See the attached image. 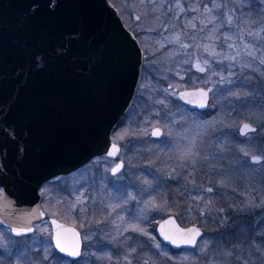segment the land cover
I'll return each instance as SVG.
<instances>
[{"label":"water","instance_id":"obj_1","mask_svg":"<svg viewBox=\"0 0 264 264\" xmlns=\"http://www.w3.org/2000/svg\"><path fill=\"white\" fill-rule=\"evenodd\" d=\"M142 60L136 35L110 0H0V225L12 236L32 234L34 224L45 218L40 206L45 181L95 156H118L120 146L111 134L131 106ZM203 92L207 104L200 107ZM176 95L201 111L210 99L203 86ZM245 123L256 129L244 121L240 135ZM162 133L159 126L150 130L155 139ZM253 156L259 155L250 156L251 162ZM118 165L123 162L118 160L111 174ZM49 221L53 248L77 258L68 253L81 251L79 231L53 217ZM189 229L200 232L195 244L183 243L195 235ZM155 233L179 249L194 248L203 230L183 226L169 214L157 222ZM58 241L67 251L57 247Z\"/></svg>","mask_w":264,"mask_h":264},{"label":"rangeland","instance_id":"obj_2","mask_svg":"<svg viewBox=\"0 0 264 264\" xmlns=\"http://www.w3.org/2000/svg\"><path fill=\"white\" fill-rule=\"evenodd\" d=\"M130 1L120 0V2L126 4L127 8H129L126 9L123 5L130 19V24L135 29H139V31L145 28L143 37L144 46L147 49V53L145 54L147 56L145 60L147 76L141 82L140 76V85L138 83L137 89L139 87L148 88L151 86L150 82L153 75L162 70V65L165 64L164 59L167 63V55H169L168 58H171L174 56V53H167L166 56L159 54L155 49L160 48L163 43H158L157 40L156 47H153L155 46L153 43L155 38L153 40L150 39L151 42H147L145 34H151L154 26H150L147 23L148 17L145 16L146 9L171 3V6L175 5L178 8V12H186L189 10L187 7L190 8V6L185 8L183 4L185 0ZM197 1L193 2L194 9L198 8ZM217 2L222 5V9L218 13L213 9L211 13L203 12L204 17H201L199 12L193 14L195 19L198 20L196 22L202 27H205L206 24L208 25L203 31L205 41L199 43L197 41L201 40L198 39L193 43L195 56L190 61L189 66L198 74L204 73L201 78L196 79L194 77V80L204 83L206 86L203 87L208 90L211 89L209 91L211 101H209V105L206 108L208 109V114L197 115L194 112L187 113L184 107L182 108L177 105L176 113L172 114L170 119L167 120V117L159 118L156 116L154 118L155 121L145 124L148 128L144 131H147L148 136H151L150 130L154 126L161 127L163 133L160 138L154 141L136 140L139 146L137 144L132 145L134 141L129 139L130 134L123 131L124 128L118 130L116 133L117 138L115 135L112 136L113 141L116 143L124 142L127 148L121 147V151L115 159L104 156L94 157L85 165L70 172L67 186L73 190L71 191V195L77 199L73 201L72 205L69 202L64 203V208H62V212L60 213L57 212V206H53L49 198L50 185H47L45 189L44 187L41 188V207L43 204L42 209L46 212L47 216L74 226L80 233L82 244L87 246L96 239L105 240L119 234L121 231L120 220L123 216L120 217L119 215L118 218L111 208L114 205V196L119 194H122L121 196L124 200L130 199L146 204L149 211L156 216L152 218L155 220L154 224H157L162 219L161 217L173 214L169 212L173 206L169 204L163 192H158V185L164 183L166 176L174 177L176 174L179 175L182 172H187L185 181L188 179L189 184L187 186L188 193H186L190 199L195 201L194 207L201 218L209 215V211L216 212L222 216L225 215L224 209L213 206V203L209 201V195L212 196L211 193L213 192L221 191L231 196L235 194L236 199L234 204L228 206L233 208V210L237 209V213L255 214L256 210L260 211L264 209V206H259L264 202V186L260 177L258 180L256 175L264 174V163L257 164L251 162L249 159L252 155H259L256 152H259V150L254 149L255 146H248L247 144L249 149L244 146L241 152L234 159L230 160V164L227 165L223 161L222 163L212 162L218 155V149L214 148L204 153H198L193 145V139H196L197 143H204L205 133L208 135L209 130L214 126L217 129H221L219 131H224V129L234 130L239 134L238 128L244 121L257 126L259 130L256 135L264 137V104L259 112V108L254 101L258 100L256 99L257 97L264 99V64L259 63V58L264 57V47L255 49L257 59L253 60L252 57L248 56L246 54L248 49L245 48V45H254L256 43L247 34L252 28L247 29L244 25V23H249V21L243 19L240 12L238 13L234 7L227 6L225 0ZM234 3L236 4L237 1H234ZM207 6L212 8L213 4ZM190 10L192 11V9ZM228 16L233 18L231 26L226 22ZM156 17L158 18L159 16L157 15ZM213 17L219 18L213 23H209V20ZM196 22H193V24ZM179 40L183 41L180 38ZM259 43L264 45V40L259 41ZM229 44L233 45V47H228ZM232 57H235V59H232ZM199 67L205 70L199 71ZM176 72L179 74L178 66L176 67ZM253 73L258 77V81L253 86L255 90H244L241 94L238 93L237 89L235 91H233L234 89L232 90L231 86L234 83L237 81L239 83L247 77L251 78ZM180 89L182 88L172 89L170 87L169 92L176 94V91ZM139 92L141 93L143 90L140 88ZM184 118L189 120L186 121L187 124L189 122L192 123V131H188L187 127L175 128L176 119ZM251 133L248 132L247 135H241V137L246 136L248 138L252 136ZM212 137L216 139L215 136ZM214 144L216 145V140ZM217 145V148L220 147L218 143ZM189 149H191V153H189ZM219 152L221 151L219 150ZM245 153H248V155H245ZM118 160L123 162V166L116 175H113L110 173V169ZM195 166H197L199 175L202 178L201 183H198L194 177H191L195 173ZM212 175H216L215 181L211 180ZM227 182H230V184ZM107 184L108 187L106 186ZM208 188H211L212 191L208 192ZM156 192L158 193L155 194ZM61 216L65 218L69 217L68 219L72 221L66 220ZM181 224L184 226L197 225L193 222H182ZM261 230L255 229L254 231L259 235L262 232ZM47 231L48 233L51 232L50 236H52L51 226L48 224V220L44 219L36 224L34 232L29 234L33 237L32 242L45 236ZM9 241L6 232L0 230V246L6 247L5 245H8ZM205 241L202 238L198 240L195 245V247L199 245L197 253H205ZM252 243L254 247L253 251L256 252V248L260 247L261 243L260 245L255 241H252ZM248 254L247 258L258 261L257 256L259 254L254 255L251 250L248 251ZM247 258H243L242 263L245 264ZM263 259L264 257L260 258L261 261ZM83 262L85 261L83 260ZM85 264H89V262L86 261Z\"/></svg>","mask_w":264,"mask_h":264},{"label":"trees","instance_id":"obj_3","mask_svg":"<svg viewBox=\"0 0 264 264\" xmlns=\"http://www.w3.org/2000/svg\"><path fill=\"white\" fill-rule=\"evenodd\" d=\"M217 1L220 0H215L216 3H218ZM225 1L227 6L234 7L238 13L240 12L243 19L249 21V23H244L245 28H254L252 21L257 20L258 22L257 14L260 9L264 8V5L259 0ZM234 1H237V3L235 4ZM111 2L118 8L125 24L135 33L143 49L144 65L142 67L141 82L147 76L145 69V60L147 59L145 54L147 53V49L144 46L143 37L145 28L139 31V29H135L130 24V19L126 14V9L129 8H127L126 4L120 2V0H111ZM193 2L195 0H185L183 2L185 8L190 6V8L187 7L189 10L186 12H178V8L175 5L171 6V3L146 9L145 16L148 17L147 23L150 26H154L151 34H145L147 42L149 43L151 42L150 39L153 40L155 38L153 41L155 46L153 47H156L157 40L158 43H163L160 48L155 49L159 54L166 56L167 53L172 52L174 56L168 58L169 55H167V63L164 59L165 64L162 65V70L153 75L150 87H139L137 89L125 118L113 133V136L115 135L116 138L117 131L124 128L123 131L129 132L130 134L129 139L134 141L132 145L137 144L136 140L138 141V139L154 141L155 139L148 136L147 131H144L148 128L145 124L155 121L154 118L156 116L159 118L167 117V120L170 119L172 114L176 113L177 105L182 108L184 107L187 113L194 112L197 115L208 114V109L203 111L191 109L184 105L176 94L169 92L170 87L173 89L196 85L206 86L204 83L194 80V77L196 79L201 78L204 73L198 74L189 67L190 61L195 56L193 43L198 39L201 40L197 41L199 43L205 41L203 31L208 27L207 24L205 27H202L196 22L198 20L195 19L193 14L199 12L201 17H204V6L213 4V0H198L196 2L198 4L197 11L190 10L194 9ZM221 9L222 7L215 9V12L218 13ZM157 15L159 16L158 18L156 17ZM193 22L196 23L193 24ZM177 37L183 39V41L177 39ZM177 66L179 68V74L176 72ZM257 78L253 73L251 78L247 77L239 83L238 81L234 83L231 86L232 90L234 89L233 91H235L237 89L240 94L244 90L253 91L255 90L253 86L258 81ZM140 88L143 90L141 93L139 92ZM256 99L258 100L254 101L260 112L264 104V99L261 97H257ZM187 120V118L176 119L175 128L187 127L188 131H190L192 123L189 122L187 124ZM255 127L256 130L251 133L252 136L247 138L246 136L241 137L234 130L224 129V131H219L221 129H217L214 126L212 129H208V135L205 133L204 139L206 144L205 142L197 143V140L193 139L195 141L194 148L198 153H204L209 149H218V155L212 162L222 163L223 161L228 165L230 164V160L234 159L244 146L249 149L247 147L248 144V146H255L254 149L259 150V152H256L262 157L260 163H264V137L256 135L259 128L257 126ZM212 136H215L216 139ZM215 140L216 145L214 144ZM217 143L220 146L218 148ZM119 144L121 147L127 148L124 142H120ZM186 173L182 172L179 175L176 174L174 177L166 176L164 183L158 185V192L164 193L169 204L173 206L169 212L175 214L179 221L196 223L203 230L201 238L206 240V250L203 254L197 253L199 245L194 249H173L160 241L154 230L155 220L152 219L156 216L149 211L147 205L130 199L124 200L121 196L122 194H119L114 196V205L111 207L118 218L119 215L120 217L123 216L120 220L121 231L118 235L105 240L96 239L87 246L81 244L80 257L69 258L53 248L50 231V233L47 231L45 236L32 242L33 237L31 235L14 237L9 233L8 229L0 225V230L6 232L7 239L10 240L7 243L8 245H5L6 247L0 246V264H85L86 261L89 264H244L242 263V259L248 257L249 250L254 255H258V253L253 251L252 241H255L259 245L260 243L264 245V223H262L264 222V209L260 211L256 210L255 214L237 213V209L233 210V208L228 206L234 204L236 195L232 194L231 196L220 191L211 193L212 196L209 195V201L213 203V206L224 209L225 215L222 216L216 212L209 211V215L201 218L194 207L195 201L187 196L189 181L188 179L185 181ZM68 175H58L46 181L42 186L45 189L47 185H50L49 198L53 206H57L58 213L62 212L64 203L69 202L72 205L73 201L77 199L71 195V191L73 190L67 186V180L70 176ZM256 175L258 180L260 177L264 186V174ZM191 177H194L195 181L197 180L198 183H201L202 178L199 175L197 166H195V173ZM215 178L216 175L211 176L212 181H215ZM232 179L235 181L234 178ZM227 183L230 184V182ZM106 186L108 187V184ZM104 208L107 209L106 207ZM68 218L65 219L70 220ZM48 224L50 225L49 222ZM133 226L143 229V232L133 231ZM255 229H262V232L258 235L254 231ZM256 237L258 238L255 239ZM83 260L85 262L82 263ZM247 262L248 264H264V259L262 261L260 259L255 261L247 258Z\"/></svg>","mask_w":264,"mask_h":264},{"label":"snow or ice","instance_id":"obj_4","mask_svg":"<svg viewBox=\"0 0 264 264\" xmlns=\"http://www.w3.org/2000/svg\"><path fill=\"white\" fill-rule=\"evenodd\" d=\"M259 2L264 5V0H259ZM222 5L219 4V3H216L215 0H213V7L212 8H209L207 5L204 6V12L205 13H211L213 11V9H219L221 8ZM193 11H197L198 9H192ZM258 15V22L257 20H253L252 21V24L254 25V28H252V30L248 31V36L252 37L254 41H256V43L254 45H245V48L248 49L246 54L250 57L253 58V60L257 59V56H256V51L255 49H259V48H262L264 47V45L260 44L259 41L261 40H264V8L260 9L259 13L257 14ZM219 17H213L211 20H209V23H213L216 19H218ZM232 17L231 16H228L227 18V24L229 26L232 25ZM194 27V25H193ZM177 39H179V37H177ZM228 47H233V45L229 44ZM36 59L37 61H40L42 59L41 55L38 53L37 56H36ZM232 59H235V57H232ZM259 63L260 64H264V57H261L259 58ZM199 71H204L205 69L202 68V67H199L198 69ZM209 91H211V89H209ZM203 97H204V100L202 103H200V107H205L206 104H207V92H203L202 93ZM161 103H163V101H161ZM256 129L255 128H252L249 124L245 123L241 129V134L242 135H247L248 132H254ZM161 134V130L159 128H156L154 131H153V135L155 136H158ZM194 141H193V145H194ZM115 148V145L113 146ZM189 153H191V149H189ZM110 155L114 154V153H109ZM245 155H248V153H245ZM261 156H253L252 157V161L254 163H260V160H261ZM122 167V165H118L116 168H113L112 169V174L113 175H116V173H118L120 171V168ZM208 192H211L212 189L211 188H208L207 189ZM259 206H264V202H262L261 205ZM264 223V222H262ZM133 231H141L143 232V229H140V228H137L135 226H133L132 228ZM13 231H16L17 232V235H20L21 232L19 230H13ZM189 233H194L195 235L191 236L190 238H187V239H184L183 240V243H186V244H195L196 243V239L195 237L196 236H199L200 235V232L198 229H189L187 230ZM166 240H171L173 243H176V241L171 237V236H168V235H165L164 237ZM57 247H60V250L63 252V251H67V249L63 248L60 246L59 244V241L57 242ZM256 253H258L259 255L257 256V259L259 260L261 257H264V245H261L260 247H257L256 248ZM69 255H72V256H79L80 255V252L77 250V251H72V252H69L68 253ZM245 264H248L247 261H245Z\"/></svg>","mask_w":264,"mask_h":264},{"label":"flooded vegetation","instance_id":"obj_5","mask_svg":"<svg viewBox=\"0 0 264 264\" xmlns=\"http://www.w3.org/2000/svg\"><path fill=\"white\" fill-rule=\"evenodd\" d=\"M152 137V136H151ZM155 139V138H154ZM156 139H158V138H156ZM0 190H1V188H0ZM36 225V224H35Z\"/></svg>","mask_w":264,"mask_h":264}]
</instances>
